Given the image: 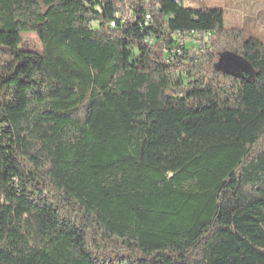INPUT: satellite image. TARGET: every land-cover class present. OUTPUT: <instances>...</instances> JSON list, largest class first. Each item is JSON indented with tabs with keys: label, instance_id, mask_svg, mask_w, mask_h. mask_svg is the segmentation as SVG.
<instances>
[{
	"label": "trees",
	"instance_id": "trees-1",
	"mask_svg": "<svg viewBox=\"0 0 264 264\" xmlns=\"http://www.w3.org/2000/svg\"><path fill=\"white\" fill-rule=\"evenodd\" d=\"M184 1L0 0V264H264V41Z\"/></svg>",
	"mask_w": 264,
	"mask_h": 264
},
{
	"label": "rangeland",
	"instance_id": "rangeland-1",
	"mask_svg": "<svg viewBox=\"0 0 264 264\" xmlns=\"http://www.w3.org/2000/svg\"><path fill=\"white\" fill-rule=\"evenodd\" d=\"M183 6L187 14H200L204 9L208 13L223 12L227 28L242 29L245 39L254 37L264 41V0H185ZM23 37L22 49L41 52L36 34L23 33ZM214 70L245 77L248 81L256 75L248 62L230 53L216 60Z\"/></svg>",
	"mask_w": 264,
	"mask_h": 264
},
{
	"label": "built area",
	"instance_id": "built-area-1",
	"mask_svg": "<svg viewBox=\"0 0 264 264\" xmlns=\"http://www.w3.org/2000/svg\"><path fill=\"white\" fill-rule=\"evenodd\" d=\"M208 36H209V34H207V37L205 38L206 40H208Z\"/></svg>",
	"mask_w": 264,
	"mask_h": 264
},
{
	"label": "crops",
	"instance_id": "crops-1",
	"mask_svg": "<svg viewBox=\"0 0 264 264\" xmlns=\"http://www.w3.org/2000/svg\"><path fill=\"white\" fill-rule=\"evenodd\" d=\"M224 23H225V26H226V22H225V19H224Z\"/></svg>",
	"mask_w": 264,
	"mask_h": 264
}]
</instances>
